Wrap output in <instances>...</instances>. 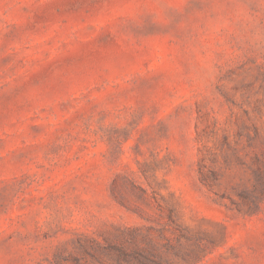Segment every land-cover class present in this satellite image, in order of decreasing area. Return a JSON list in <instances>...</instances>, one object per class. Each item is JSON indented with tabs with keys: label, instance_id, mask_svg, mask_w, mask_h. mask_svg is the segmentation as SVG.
Masks as SVG:
<instances>
[{
	"label": "rangeland",
	"instance_id": "374dc122",
	"mask_svg": "<svg viewBox=\"0 0 264 264\" xmlns=\"http://www.w3.org/2000/svg\"><path fill=\"white\" fill-rule=\"evenodd\" d=\"M0 264H264V0H0Z\"/></svg>",
	"mask_w": 264,
	"mask_h": 264
}]
</instances>
